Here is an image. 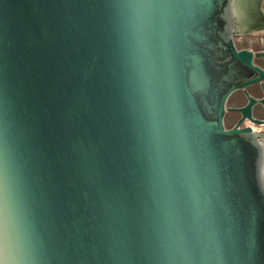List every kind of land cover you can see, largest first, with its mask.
Returning <instances> with one entry per match:
<instances>
[{"label": "water", "instance_id": "obj_1", "mask_svg": "<svg viewBox=\"0 0 264 264\" xmlns=\"http://www.w3.org/2000/svg\"><path fill=\"white\" fill-rule=\"evenodd\" d=\"M241 2L0 0V264H264Z\"/></svg>", "mask_w": 264, "mask_h": 264}, {"label": "flooded vegetation", "instance_id": "obj_2", "mask_svg": "<svg viewBox=\"0 0 264 264\" xmlns=\"http://www.w3.org/2000/svg\"><path fill=\"white\" fill-rule=\"evenodd\" d=\"M240 8L242 10L240 14L244 16V20L248 22L247 24H259L260 26H264V0H242ZM241 25L243 24L241 23ZM259 59H261V61H259ZM255 63L264 68V58H256ZM246 89L247 92L256 100V102L252 106L251 114L257 118L264 117V103L260 101L264 98V85L259 82L248 86ZM248 103L249 98L245 90L240 89L235 91L229 97L227 106L230 108H241L243 106H246ZM242 116L243 114L240 111H228L224 119L226 127L231 128L235 126L242 119ZM247 120L249 119H245L242 122L241 126H244Z\"/></svg>", "mask_w": 264, "mask_h": 264}, {"label": "rangeland", "instance_id": "obj_3", "mask_svg": "<svg viewBox=\"0 0 264 264\" xmlns=\"http://www.w3.org/2000/svg\"><path fill=\"white\" fill-rule=\"evenodd\" d=\"M257 18V17H255ZM238 48L264 50V34L242 33L235 37ZM261 61V59H259Z\"/></svg>", "mask_w": 264, "mask_h": 264}, {"label": "snow or ice", "instance_id": "obj_4", "mask_svg": "<svg viewBox=\"0 0 264 264\" xmlns=\"http://www.w3.org/2000/svg\"><path fill=\"white\" fill-rule=\"evenodd\" d=\"M8 243V235L6 231V223L3 210L0 209V248Z\"/></svg>", "mask_w": 264, "mask_h": 264}, {"label": "bare ground", "instance_id": "obj_5", "mask_svg": "<svg viewBox=\"0 0 264 264\" xmlns=\"http://www.w3.org/2000/svg\"><path fill=\"white\" fill-rule=\"evenodd\" d=\"M241 21V23L247 27V32L252 34H264V26H260L259 24L249 25L247 24L248 22H246L244 19H242Z\"/></svg>", "mask_w": 264, "mask_h": 264}, {"label": "built area", "instance_id": "obj_6", "mask_svg": "<svg viewBox=\"0 0 264 264\" xmlns=\"http://www.w3.org/2000/svg\"><path fill=\"white\" fill-rule=\"evenodd\" d=\"M244 126L250 127L254 132L258 133L259 135H264V122L255 123L250 120H247Z\"/></svg>", "mask_w": 264, "mask_h": 264}]
</instances>
